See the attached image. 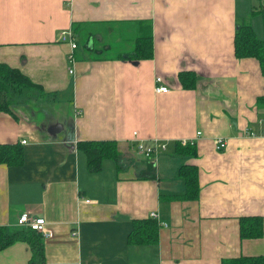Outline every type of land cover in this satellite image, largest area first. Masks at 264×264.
I'll return each instance as SVG.
<instances>
[{"label": "crops", "instance_id": "crops-1", "mask_svg": "<svg viewBox=\"0 0 264 264\" xmlns=\"http://www.w3.org/2000/svg\"><path fill=\"white\" fill-rule=\"evenodd\" d=\"M256 4L0 0V61L47 92L16 117L0 111V143L23 148L20 164L0 163V225L17 227L23 211L44 217L50 232L43 238L44 264H221L223 258L263 254L264 105L257 103L263 76L257 59L236 57L233 45L243 19L264 38V20L257 28L254 17L264 18V7ZM64 29H72L77 44L72 72L70 44L60 40ZM144 29L151 35V57L108 54L112 47L129 48L121 40L133 47ZM94 48L104 50L95 56L85 51ZM187 72L196 76L192 87L179 79ZM156 75L168 91H154ZM218 138L225 141L221 149L215 147ZM81 139L115 140L123 167L104 158L90 171L76 147ZM183 139H193L196 156L173 152ZM139 140L166 147L145 158L136 151ZM147 160L157 176L137 177ZM182 163L198 168V197L162 198L184 191L177 176ZM151 211L157 214V241L129 242L132 220ZM242 215L261 217V236H239ZM29 258L25 241L0 250V264H29Z\"/></svg>", "mask_w": 264, "mask_h": 264}, {"label": "trees", "instance_id": "trees-1", "mask_svg": "<svg viewBox=\"0 0 264 264\" xmlns=\"http://www.w3.org/2000/svg\"><path fill=\"white\" fill-rule=\"evenodd\" d=\"M255 9H252L254 12ZM145 26L149 28V22ZM72 31V29H71ZM73 32V31H72ZM234 54L236 57H254L257 59L263 76L264 85V38L256 36L248 21L244 19L238 23L234 32ZM104 49H95L94 52H103ZM152 39L148 30H140L135 37L133 47L129 51L118 52V59H139L152 56ZM95 56V55H94ZM183 77H187L184 80ZM179 79L184 87L195 85L196 76L193 73H180ZM188 82V83H187ZM264 87V86H263ZM47 92L43 86L32 80L26 73L16 66L0 61V111L10 113L16 117L18 106L32 105L35 101L45 99ZM257 103L264 105V94L257 97ZM76 147L83 151L86 166L95 171L101 166L102 159L112 158L118 169L123 167L117 143L113 139H81ZM173 152L180 155L196 156L195 143L175 141ZM23 161V148L21 143H0V163L7 165L20 164ZM156 169L147 160L146 167L137 177L155 178ZM177 176L184 184L182 193H163L160 196L169 200H193L198 197V168L196 164L182 163L177 168ZM239 236L259 237L262 235V219L258 215H242L238 218ZM158 239V221L154 217L132 220V227L128 233V241L137 244H152ZM25 241L30 249L29 264H44V244L40 233L27 227H7L0 225V250L15 243ZM221 264H264V253L259 255H239L223 258Z\"/></svg>", "mask_w": 264, "mask_h": 264}, {"label": "built area", "instance_id": "built-area-1", "mask_svg": "<svg viewBox=\"0 0 264 264\" xmlns=\"http://www.w3.org/2000/svg\"><path fill=\"white\" fill-rule=\"evenodd\" d=\"M74 33L71 31V29H64L60 32V40L69 42L71 50L66 55L67 61L69 63V71H73V65H74V55H73V49L77 46L76 41L74 39ZM154 91L155 92H166L168 91V86L164 83V80L161 76L156 75L154 77ZM264 134V130L262 131ZM201 131H197L196 134H200ZM247 134L253 135L254 133L251 132V130L246 131ZM21 142H25V139H22ZM194 143L193 139H183L181 141L182 144L184 143ZM225 146V141L221 138L216 139L215 141V147L217 149H221ZM136 151L138 154L145 158H152L154 154H156L159 150H163L166 147L165 143L162 142H154V143H145L142 140H139L135 144ZM87 201V199L85 200ZM150 217L157 218V214L154 211L150 212ZM17 226L21 227H27L30 229L35 230L36 232L40 233L43 238H46L50 235L49 230H47L44 227L45 220L42 216H31L27 211L21 212L17 216L16 220Z\"/></svg>", "mask_w": 264, "mask_h": 264}, {"label": "rangeland", "instance_id": "rangeland-1", "mask_svg": "<svg viewBox=\"0 0 264 264\" xmlns=\"http://www.w3.org/2000/svg\"><path fill=\"white\" fill-rule=\"evenodd\" d=\"M259 2H260V4H259ZM257 4H258V9H262L263 7H264V0H257ZM256 4V5H257ZM261 12V11H260ZM262 12H263V15H264V9L262 10ZM259 14V13H258ZM262 15L260 14V15H257V13L256 14H254V17H256L257 19H259L258 20V25H257V28H259V27H262L263 26V20H264V18L263 17H261ZM257 32V31H256ZM259 32H261V31H259ZM262 34V33H261ZM84 37L83 36H81V40H83V41H80L81 42V44L82 43H84L85 42V40H86V37H85V39H83ZM115 42H117V41H115ZM115 42H111L110 44H113V43H115ZM120 42H122V44L123 45H126V44H130L129 45V48L131 49L132 47V43H130V42H128V40L126 39V40H121ZM129 48H127V47H120V48H115V47H112V48H110L109 50H107V52H108V54H110V55H114V54H116V53H118V52H121V50H130ZM86 52H88V54H90V55H95V52H94V50H85ZM66 97H67V95H64V97L62 98V102H63V104L65 105V106H68L70 103H68V101H67V99H66ZM35 103V102H34ZM70 106V105H69ZM22 108L24 109V107H21V106H18L15 110H17V112H19V111H22ZM24 113V112H23ZM71 117H72V113L70 112V113H68V119L69 120H71ZM170 149V148H169ZM169 149H167L165 152H171V150H169ZM159 151H164V150H159ZM158 151V152H159ZM134 158L135 159H137V155H134ZM138 160V159H137Z\"/></svg>", "mask_w": 264, "mask_h": 264}]
</instances>
